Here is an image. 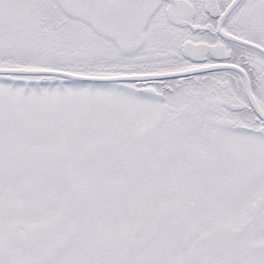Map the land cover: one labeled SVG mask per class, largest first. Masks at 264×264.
<instances>
[{"label": "snow or ice", "instance_id": "6c2138e0", "mask_svg": "<svg viewBox=\"0 0 264 264\" xmlns=\"http://www.w3.org/2000/svg\"><path fill=\"white\" fill-rule=\"evenodd\" d=\"M0 264H264V0H0Z\"/></svg>", "mask_w": 264, "mask_h": 264}]
</instances>
